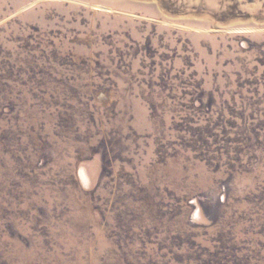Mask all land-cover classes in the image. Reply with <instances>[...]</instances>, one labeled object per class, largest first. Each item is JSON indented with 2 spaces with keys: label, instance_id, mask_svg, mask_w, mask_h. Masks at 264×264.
I'll use <instances>...</instances> for the list:
<instances>
[{
  "label": "rangeland",
  "instance_id": "1",
  "mask_svg": "<svg viewBox=\"0 0 264 264\" xmlns=\"http://www.w3.org/2000/svg\"><path fill=\"white\" fill-rule=\"evenodd\" d=\"M0 264H264V0H0Z\"/></svg>",
  "mask_w": 264,
  "mask_h": 264
}]
</instances>
